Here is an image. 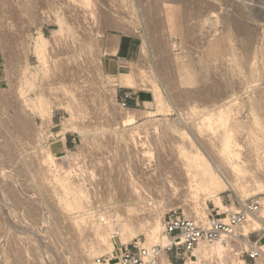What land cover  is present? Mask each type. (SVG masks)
<instances>
[{"label": "rangeland", "instance_id": "rangeland-1", "mask_svg": "<svg viewBox=\"0 0 264 264\" xmlns=\"http://www.w3.org/2000/svg\"><path fill=\"white\" fill-rule=\"evenodd\" d=\"M240 9L248 13L249 17L239 16L237 10ZM255 10L264 12V3L255 0H0V53L8 71L7 85L0 89V264H96L97 257L111 255V252L104 251L102 245L98 244L88 222L87 225H82L80 232L74 227V222L87 217V212L100 216L101 212L107 215V211L117 208L124 216H130L138 211L140 202L152 201L156 204L151 207L154 209L150 208L151 210L145 211L147 214L144 213L150 217L149 211H154V214H150L151 217L159 216L162 223L164 214L171 210L195 218L189 207L191 199L186 198V201L184 198L188 195V185L181 186V192L186 193L182 192L178 196L168 194L170 196L166 195V199L156 186L161 185L164 190H170L171 177L180 178L181 181L183 177H187L183 172L185 169L179 165V161L183 159L182 155L179 159L182 152L177 147V143L181 141L182 144L184 141L180 133L174 131L176 135L172 131L187 126L190 130L192 127L195 130L196 123L207 112L215 113L223 109L233 112L231 115L228 112L229 125L232 129H240V137L244 138L242 141L246 145L243 148L246 158L257 155L251 159L248 157L251 160L248 166L253 167L254 174L257 166L256 179L263 181L264 158L253 151L257 143H264H261L264 140V125L261 123V132L255 123L257 116L262 115L259 120H264V22L253 18ZM236 17L246 27L247 34L250 33L253 37V44L247 40L249 35L237 33L240 28L230 29L227 21L237 20ZM59 20H64V24H61L66 31L61 29ZM232 30L238 31L232 33ZM41 36L49 39L46 47L50 54L47 52L49 57L45 63L39 60L35 49ZM119 37L122 42L118 55H105L110 41L114 38L117 41ZM132 44L134 50L130 52ZM142 46L148 49L145 48V54L142 53ZM245 54L254 55L258 62L254 67L257 69L254 71L256 74L253 73L249 83L245 82L247 78L237 66ZM229 65H232L231 69ZM186 67L190 69L185 71ZM121 70H126L121 74L125 76H133L135 73L138 80L139 74L147 71L152 79L147 76V80H150L146 82V87L131 88L119 81ZM151 80H154L155 87ZM152 88H157L163 95V100L166 99L163 106L156 100V91ZM128 90L137 95L138 105L133 109L122 108L119 104L121 95ZM40 98L50 102L51 117L42 116L35 109L25 111L27 99L38 101ZM147 101L151 104L148 105ZM193 106L196 108L190 109ZM131 110L138 116L137 122L131 126L125 125L122 118L134 112ZM18 116L28 120H25L28 122V130L24 133L15 126ZM152 118L153 123L149 120ZM70 121L79 125L77 145L64 155H56L51 151L49 143L54 136L53 131H62ZM177 122L182 125L181 128ZM134 125L141 128L138 130L144 131V140L145 135L150 133V138H146L154 146L152 148L157 158L153 161L156 166L153 161V167L149 163V168L148 165H139L137 148L133 143L131 145V140L127 137L128 131L123 130ZM155 125L162 129L159 134L154 131ZM251 131H255L256 136L260 135L259 142L253 144L255 139H251ZM124 132L127 135L122 137ZM195 134L199 135L197 131ZM174 135L178 137V141L181 138L179 142ZM199 137L204 140L197 138L201 145L202 141L204 144L210 143L208 136ZM44 153L52 155L50 162L45 161ZM262 156L264 157V152ZM168 160L174 161L169 165ZM159 161H162L161 165ZM174 163L176 167L172 166ZM168 165L172 167L171 170L181 168L183 173L177 169L180 172L178 177L175 170H169ZM142 170L153 174L148 173L146 176ZM181 173L185 175L180 177ZM149 174L152 177L158 174L155 177L157 185L149 178ZM174 174H177L176 177ZM252 174L248 175L250 178L243 180L250 186L246 190V196L242 197L229 189L220 193L223 203L230 210L239 209L242 201L251 198H260L264 205V190L257 188ZM137 182L143 183L141 187L147 193L148 198L144 201L138 200L133 192L132 185L140 186ZM80 190L86 194H81L86 201L83 197L80 198L83 204L79 201V205L71 209L69 205L74 199L73 195L81 197L77 194ZM200 197L201 195L197 203H207L209 215L225 217L227 221L226 210H222L221 215L214 200ZM163 199L169 202L168 205L166 203L164 206ZM217 213L219 215L215 216ZM101 217L102 215L97 218ZM106 226L117 250L121 240L119 236L113 238V234L119 229V225L116 221H111ZM250 232L264 234V230L250 229L249 235L247 234L250 238ZM162 233L164 234L163 231ZM146 238L140 232L129 242L133 239L142 240L143 244L149 245ZM207 249L208 245L200 248L201 251ZM224 253L225 260H221L219 264L222 261L223 264H239L241 259L245 264H263V259L251 263L246 257L233 255L228 243ZM192 258L198 261L197 257ZM188 261L186 264H190ZM212 261L204 260L203 263L218 264V261ZM114 262L119 261L114 259L111 263Z\"/></svg>", "mask_w": 264, "mask_h": 264}, {"label": "bare ground", "instance_id": "bare-ground-1", "mask_svg": "<svg viewBox=\"0 0 264 264\" xmlns=\"http://www.w3.org/2000/svg\"><path fill=\"white\" fill-rule=\"evenodd\" d=\"M175 1V0H174ZM188 1V0H187ZM192 1V0H191ZM197 1V0H196ZM255 1H257V2H261V3H264V0H255ZM211 4V3H210ZM212 6H213V4H212ZM211 9V8H210ZM215 13V12H214ZM237 13H238V15L239 16H242V15H245L246 17H249V15H248V13L246 14L245 12H243V11H241V9L240 10H237ZM217 14V13H216ZM252 15H253V18L256 20V21H258V22H264V12L262 11V10H255L253 13H252ZM236 16V15H235ZM238 16V17H239ZM206 17V16H205ZM238 17H236L237 18V20L236 19H232V20H228L227 22L229 23V27H230V29H232V27H236V29L237 28H240V29H238L239 30V32H237V33H239V34H245V35H249V34H247V29H246V27L244 26V25H242L240 22H241V20H240V22L238 21L239 19H238ZM243 17V16H242ZM251 17V16H250ZM219 20H220V18H219ZM64 21V20H63ZM62 20L60 21L59 20V23L61 24H64V22H63ZM241 25H240V24ZM61 24V29L64 31L65 30V27L63 26ZM68 25V24H67ZM69 26V25H68ZM68 26H67V28H68ZM244 26V27H243ZM64 28V29H63ZM60 29V30H61ZM238 30H236V31H238ZM249 30V29H248ZM62 31V32H63ZM66 31V30H65ZM236 31H234V32H236ZM252 31V30H251ZM233 32V30H232V33H234ZM237 35V34H236ZM254 35V34H253ZM216 36V35H215ZM241 36V35H240ZM115 37V36H114ZM112 38V37H111ZM116 38H118V37H116ZM115 39V38H114ZM113 39V40H114ZM131 39V38H130ZM214 39V38H213ZM237 39H238V37H237ZM110 41V43H111V48H109V49H107V53H113V54H118L119 53V49H120V46H121V38L119 37V39H117V41L116 40H114V41H116V42H114V41ZM219 40V39H218ZM248 40V42L250 43V44H253V37L251 36V35H249V38L247 39ZM48 41H49V39L47 38V37H45V36H41V41H37L36 42V47H35V49H36V53H37V55H38V58H39V60L41 61V62H46L47 61V57H49L48 55L50 54L49 52H50V50L48 49V47H46V45H47V43H48ZM157 41V40H156ZM213 41H215V40H213ZM146 42V41H145ZM144 42V44H147V43H145ZM151 42V41H150ZM217 42V41H216ZM224 42V41H223ZM239 42V41H238ZM213 43V42H212ZM229 43V42H228ZM231 43H233V42H231ZM237 44H239V43H237ZM155 45V44H154ZM163 45V44H162ZM215 45V44H214ZM228 45V44H227ZM108 46V45H107ZM133 44L130 46V48H129V50H130V52H131V50L133 49ZM145 46H147V45H145ZM145 46H142L141 47V49H142V53H146V47ZM151 46H153V45H151ZM150 46V47H151ZM167 46V45H166ZM169 46V45H168ZM219 46V45H218ZM234 46V45H233ZM163 47V46H162ZM222 47H223V45H222ZM232 47V46H231ZM235 47V46H234ZM146 48V49H145ZM164 48H165V46H164ZM215 48V47H214ZM224 48V47H223ZM47 49H48V51H47ZM221 49V48H220ZM134 50V49H133ZM148 50V49H147ZM155 50V49H154ZM225 50V49H224ZM223 51V50H222ZM227 51V50H226ZM49 54H48V53ZM147 52H149V51H147ZM234 52H236V51H234ZM238 52V51H237ZM226 53V52H225ZM226 58V57H225ZM239 59V58H238ZM240 60V59H239ZM236 61V60H235ZM229 62V61H228ZM228 62H226V63H228ZM237 62V61H236ZM235 62V63H236ZM257 62V58H255V56L254 55H252V54H248V55H244L243 57H242V59H241V61H239L238 63L239 64H237V66H238V68H240V69H238V70H240L241 72H243L244 73V76L247 78V80L245 81V79L243 80V82L245 81L246 83L248 82V81H250V79L251 78H253V73H255L254 71H256L255 70V64H257L256 63ZM43 63V64H44ZM232 64V63H231ZM230 66V65H229ZM232 66V65H231ZM231 66L229 67L230 69H231ZM257 67H258V65H257ZM235 68V67H234ZM236 69V68H235ZM244 69H246V70H244ZM184 71V70H183ZM182 71V72H183ZM235 71V70H234ZM234 71H232V73L234 72ZM239 71V72H240ZM238 72V71H237ZM236 72V73H237ZM238 72V73H239ZM240 72V73H241ZM247 72V73H246ZM141 73V72H140ZM145 73H147V71H145ZM145 73H143V71H142V74H139L140 75V79L138 80L137 78H136V75H135V73H134V75L133 76H125V75H119V81L122 83V84H124V85H127V86H129V87H133V88H135V87H146L147 86V84H146V82L148 81L149 82V80L150 79H152V78H150V74H145ZM185 73V72H184ZM239 73V74H240ZM257 73H259L258 71H257ZM246 74H248V75H246ZM250 74V75H249ZM256 74V73H255ZM253 75V76H252ZM147 76H149V80H147ZM243 76V77H244ZM153 77V76H152ZM241 77H242V74H241ZM242 77V78H243ZM256 77V76H255ZM152 81V80H151ZM154 81V80H153ZM152 81V82H153ZM251 81H253V80H251ZM240 82V81H239ZM255 82V81H254ZM154 83L155 82H153V83H151V84H153L152 86L153 87H155L154 86ZM249 83V82H248ZM243 84V83H242ZM246 85V84H245ZM151 86V85H150ZM157 86V85H156ZM153 89V91H156V94L155 93H153V96H154V94L156 95V100L159 102V104H163L164 103V101H166V99L165 100H163V95L161 94V92H159V90L158 89H160L159 87H158V89L157 88H152ZM155 89V90H154ZM246 93V92H245ZM260 93V92H259ZM143 95H144V93H143ZM145 97V96H144ZM240 97V96H239ZM239 97H237V98H239ZM236 98H234V100H235ZM233 100V101H234ZM237 100V99H236ZM235 100V101H236ZM238 100H240V99H238ZM28 101V103L26 104V107L24 108L25 109V111L26 112H28V110H37V112H39L42 116L44 115V116H47V117H51L52 116V113H51V108L49 107V105H50V102H47V101H45L43 98H40V99H38V101H32V100H26V102ZM153 101V100H152ZM231 101V100H230ZM245 101V100H244ZM228 102V101H227ZM258 102H260V101H258ZM157 103V102H156ZM166 103V102H165ZM194 103V102H193ZM231 103V102H230ZM229 103V104H230ZM119 104L121 105V107L122 108H129V107H123L122 106V104L119 102ZM147 104L148 105H150L151 104V102H148L147 101ZM198 104V103H197ZM202 104V103H201ZM225 104H227V103H225ZM228 105V104H227ZM163 106V105H162ZM165 106V105H164ZM191 106V105H190ZM189 106V107H190ZM203 106V105H202ZM222 107V106H221ZM163 107H161V109H162ZM194 108H196L195 106H193L192 108H190V109H192V110H194ZM199 108V107H198ZM202 108V107H201ZM204 109L206 108L205 106L203 107ZM223 108V107H222ZM229 108H230V106H229ZM228 108V109H229ZM177 109H179L178 107H177ZM192 110H190V111H192ZM202 110V109H201ZM200 110V111H201ZM213 110V109H212ZM211 110V111H212ZM217 110V109H216ZM215 110V111H216ZM230 110V109H229ZM227 111V110H220V111H218V112H213V113H211V112H207V114L203 117L202 115H204V113L201 115L202 117H201V119H199V121L196 123L197 125H196V127H194V129L195 130H193V127H192V129L190 130V128H188V126L187 127H184V128H181L182 127V125H179V120H178V126L181 128V129H179V127L177 128V129H179V130H176L174 127H172V125H171V127L172 128H174L175 130H171L173 133H175V132H177V133H180L179 135L180 136H182V140L184 141V143H182V144H180V139H179V141L177 140L178 139V137H175L176 135H177V133H175L176 135H174V137L176 138H174L173 137V139H175L176 141H178L179 143H177V144H179V146H177L178 147V149H180V150H178V151H181L182 152V154H180V158L179 159H181V155H182V159L183 160H181L182 161V163H181V161H179L180 163H179V165H180V167H182V169L184 168L185 169V171H183V172H185V174H186V178L185 177H183V180L181 181V179L180 178H174V177H171L172 175H171V173H170V171H169V173H170V180H169V183H170V190L168 189H166V190H164V186H161L160 185V187H157L156 186V188H157V190L159 191V193H161V195H162V197H164V199H166V195H168V194H170V195H176V196H178V195H180L182 192L183 193H186V192H188L187 194L188 195H186L187 197H184L185 199L186 198H190L191 199V201H189V202H191L190 204H189V207H190V210H191V213H194L195 214V218L197 219V220H201V221H204V222H208L209 221V217H210V215H212V214H208V206H207V203H205L204 201L200 204V203H197V202H199V201H197V200H199V196L201 195V197H202V194L204 195L203 197H204V199L205 198H211L212 200H214V202H215V205H216V209L217 210H219V212H220V214L222 213V210H226V212L227 211H230V207L229 206H227L226 204H224L223 203V201H222V197H221V195H220V193L222 192V191H226V190H228L229 189V191H236L238 194H240V196H246L245 194H246V190L250 187H248L246 184H245V182L243 181L244 179L246 180V178H250V177H248V175H250V174H252L251 175V177L252 176H254L255 178V182H256V186H257V188L258 189H260V190H264V180L263 181H260V180H257L256 179V177H258L257 176V174H256V172H257V166H256V168H255V170H256V172H255V174H254V170H253V167H250V166H248L250 163V161H249V159H248V157H250V156H248L247 158H246V156H245V151H244V149L243 148H245V143L242 141L244 138H242L241 139V137H240V129H232L231 127H230V125H229V119H228V117H229V115H231V113L233 114V112H230V111ZM231 110H232V107H231ZM24 111V112H25ZM132 111H134V110H131V112ZM203 111V110H202ZM207 111V110H206ZM208 111H210V110H208ZM129 112V111H128ZM127 112V113H128ZM153 112V111H152ZM179 112V111H178ZM177 112V114H180V113H178ZM195 112H197V111H195ZM228 112H229V115H228ZM73 113H75V112H73ZM135 113V111L133 112V113H129V114H126V115H124L123 116V118H122V122L125 124V125H132V124H135V122H137L136 121V119H138V116L137 115H135L134 114ZM150 112H148V111H146V114L148 115ZM189 113V112H188ZM187 113V114H188ZM193 113H194V111H193ZM198 113V112H197ZM200 113H202V112H200ZM260 113V112H259ZM258 113V114H259ZM262 113V112H261ZM260 113V114H261ZM144 114H145V112H144ZM145 114V115H146ZM186 114V115H187ZM191 114V113H190ZM195 114V113H194ZM259 114V115H260ZM73 115V114H72ZM75 115V114H74ZM150 116H151V114H149ZM183 115V114H182ZM185 115V116H186ZM264 115V114H263ZM191 116V115H190ZM190 116H188V117H190ZM257 116V115H256ZM262 116V115H261ZM261 116H257L256 117V121H255V123H256V125H257V127H259L260 128V126H261V123H262V126L264 125L263 123V121L264 120H262V122L259 120V117L261 118ZM180 117V116H179ZM187 117V118H188ZM74 118V117H73ZM158 118V117H157ZM178 118V117H177ZM176 118V119H177ZM184 118V117H183ZM186 118V117H185ZM200 118V117H199ZM230 118V117H229ZM23 119H24V117H23ZM22 119V116H18L16 119H15V126L20 130V131H23V133L25 132V130H28V122H26L25 120H27V119H25V120H23ZM167 119H169V118H167ZM166 119V120H167ZM181 119V118H180ZM255 119V118H254ZM146 120V119H145ZM151 122L154 120L153 118L152 119H149ZM155 120H156V118H155ZM158 120V119H157ZM181 120H183V119H181ZM28 121V120H27ZM148 121V120H147ZM147 121H145V123L147 122ZM174 122H176V121H174ZM182 122V121H181ZM180 122V123H181ZM144 123V124H145ZM150 123V122H149ZM148 123V124H149ZM153 123V122H152ZM155 123V122H154ZM158 123H159V121H158ZM176 123V124H177ZM189 122L187 121V124H188ZM190 123H191V121H190ZM254 123V124H255ZM160 124V123H159ZM181 124H183V123H181ZM185 124V123H184ZM186 124V125H187ZM142 125H143V123H142ZM174 126H176L175 125V123L173 124ZM185 125V126H186ZM79 125L78 124H76L75 122H68L64 127H63V129H62V133L63 134H65L66 132H68V131H74V132H79V127H78ZM144 126V125H143ZM156 126V125H155ZM158 126V125H157ZM157 126H156V128L154 129V131H156V133L157 134H159V132H161L162 131V129L161 128H157ZM161 126V125H160ZM30 127V126H29ZM127 127V126H126ZM146 127V126H145ZM144 127V128H145ZM171 127H169V128H171ZM138 128L139 129H141L140 127H137V126H135L134 125V127H130L129 129H127V128H125V129H123V130H127L126 132L128 133V136L127 137H129L128 139H130L131 140V145H132V143H133V146L135 147V148H137V151H136V149L134 150V153H135V151H136V155L138 156V162L140 163L139 165H141L142 164V166L144 165V166H146L147 167V163H149V165L151 164V162L153 161V159H155L154 161H156V158H157V156L155 157V155H154V148H152V147H154L153 145L151 146V144L149 143L150 142V140L148 141V138H150V133L149 132H146V133H149V135H145V140L143 139V136H142V133L144 132V131H141V130H138ZM143 128V127H142ZM168 128V129H169ZM30 129V128H29ZM161 129V130H160ZM253 129V128H252ZM258 129V128H257ZM262 129H264V127L262 128ZM116 130V129H115ZM120 130H122V129H120ZM122 130V131H123ZM143 130V129H142ZM164 130H166V129H164ZM163 130V131H164ZM119 131V130H118ZM117 131V132H118ZM146 131V130H145ZM175 131V132H174ZM180 131H182V132H180ZM192 131H194V133L192 132ZM195 131H197L198 132V134L199 135H196L195 134ZM256 131V130H255ZM254 131V132H255ZM260 131H261V128H260ZM260 131H256V132H260ZM114 132H116V131H114ZM165 132V131H164ZM171 132V133H172ZM254 132H250V137L252 136V138L251 139H255V140H253L254 142H253V144L256 142L257 143V141L258 140H260L261 138H259V136L260 135H257L256 136V134L254 133ZM262 132V131H261ZM263 132H264V130H263ZM145 133V134H146ZM62 134V135H63ZM119 134H121L122 135V133H119ZM164 134V133H163ZM61 135V136H62ZM125 135H127V134H125V132L123 133V135H122V137L123 136H125ZM161 135V134H160ZM165 135V134H164ZM172 135V134H171ZM255 135V136H254ZM148 136V138H146ZM157 136V135H156ZM179 136V137H180ZM199 136H208L209 138H210V143L209 144H204L203 143V137L202 138H200ZM263 136V135H262ZM158 137V136H157ZM207 137V138H208ZM161 138V137H160ZM197 138H199L200 139V141L201 140H203L201 143H202V145L199 143V139H197ZM246 139H248V138H246ZM263 139V138H262ZM129 140V141H130ZM186 140V141H185ZM206 140V139H205ZM62 141V140H61ZM252 141V140H251ZM262 142L261 143H263V141L264 140H261ZM188 142V143H187ZM259 142V141H258ZM129 144V143H128ZM154 144V143H153ZM176 144V145H177ZM251 145H252V143H251ZM264 143L262 144V145H260V144H258L257 143V147H255L254 145H252V146H254L255 147V149L253 150V151H255V154H260L259 155V157L261 156L262 158H264L262 155H263V152H262V150L264 149ZM253 147V148H254ZM128 149H129V147H128ZM132 149H133V147H132ZM130 150V149H129ZM159 150V149H158ZM173 150V149H172ZM171 150V151H172ZM132 151V150H131ZM156 151V150H155ZM175 151V150H174ZM167 152V151H166ZM215 153V154H213V153ZM170 153V151L168 152V154ZM176 153V152H175ZM174 153V154H175ZM173 154V153H172ZM253 154H254V152H253ZM262 154V155H261ZM129 155H131V154H129ZM134 155V154H133ZM171 155V154H170ZM177 155V154H176ZM179 155V154H178ZM215 155V156H214ZM250 155V154H249ZM252 155V154H251ZM44 158H45V161L46 162H50L51 161V158H52V155L50 154V153H44ZM135 156V155H134ZM161 156V155H160ZM159 156V157H160ZM168 156V155H167ZM254 156V155H253ZM253 156H251L250 157V159L253 157ZM257 156V155H256ZM256 156H254V157H256ZM166 157V156H165ZM171 157V156H170ZM178 157V156H177ZM135 158H136V156H135ZM161 158V157H160ZM164 158V157H163ZM173 158H174V156H173ZM261 158V159H262ZM159 159V158H158ZM169 159H171V158H169ZM260 159V160H261ZM161 160V159H160ZM165 160V159H164ZM176 160V159H175ZM256 160H257V158H256ZM256 160H254V161H256ZM263 160V159H262ZM136 161V160H135ZM153 161V162H154ZM171 161H174V160H168L167 161V163H169L170 162V164L169 165H171ZM254 161H253V163H254ZM160 162H162V161H159V165H161V163ZM257 162V161H256ZM259 162V161H258ZM262 162V161H261ZM264 162V161H263ZM167 163H166V165H167ZM176 163V162H175ZM175 163L172 165V166H174L175 165ZM260 163V162H259ZM259 163H258V165H259ZM126 164H128L127 162H126ZM131 164V163H130ZM135 164V163H134ZM153 164V163H152ZM151 164V165H152ZM158 164V163H157ZM178 164V162L176 163V165ZM257 164V163H256ZM135 165H137V164H135ZM149 165H148V168H149ZM154 165H155V162H154ZM168 165V167H170ZM252 165V164H251ZM261 165V164H260ZM132 166V165H131ZM156 166V165H155ZM154 166V167H155ZM162 166H163V164H162ZM161 166V167H162ZM254 166V165H253ZM127 167H129V166H127ZM152 167H153V165H152ZM151 167V168H152ZM158 167V166H157ZM160 167V168H161ZM164 167H165V164H164ZM167 167V166H166ZM165 167V168H166ZM174 167H176V166H174ZM179 167V166H178ZM255 167V166H254ZM134 168V167H133ZM143 168V167H142ZM151 168H150V170H151ZM163 168V167H162ZM171 168L172 167H170V169L169 170H171ZM127 169V168H126ZM131 169V168H130ZM140 169V168H139ZM154 169V168H153ZM156 169V168H155ZM154 169V170H155ZM177 169L178 168H176V173L178 174H180V172H182V170H181V168L180 169H178V171H180V172H177ZM262 169H264V168H262ZM124 170V169H123ZM146 170V169H145ZM173 170V169H172ZM171 170V171H172ZM173 170V171H174ZM260 170V169H259ZM258 170V171H259ZM138 171V170H137ZM141 171V170H140ZM143 171V174L144 175H146V174H148V173H151V171L150 172H148V173H146L144 170H142ZM148 171V170H147ZM153 171V170H152ZM159 172L160 171H162V170H158ZM174 171V172H175ZM157 172V171H156ZM164 172V171H163ZM166 172V171H165ZM164 172V173H165ZM182 172V173H183ZM130 173V172H129ZM128 173V174H129ZM138 173V172H137ZM173 173V172H172ZM182 173H181V176L180 177H182L183 175H185V174H183L182 175ZM134 174V173H133ZM151 174H153V172L151 173ZM151 174H149L148 176H149V178H151L152 179V181H155V182H153V183H155L156 185H157V178H155V177H152V175ZM156 174V173H155ZM154 174V175H155ZM162 174V172L160 173V175ZM176 174V175H177ZM179 174H178V177H179ZM167 175V174H166ZM175 175V174H174ZM173 175V176H174ZM176 175H175V177H176ZM143 176V175H142ZM141 176V177H142ZM147 176V175H146ZM125 177V176H124ZM129 177V176H128ZM139 177V176H138ZM159 177V176H158ZM167 177H169V176H167ZM127 178V177H126ZM133 178V177H132ZM136 178V177H135ZM143 178V177H142ZM185 178V179H184ZM146 179V178H145ZM159 179V178H158ZM162 179V178H161ZM167 179V178H166ZM129 180V179H128ZM164 180V179H163ZM180 180V181H179ZM249 180V179H248ZM137 181H138V179H137ZM147 181V180H146ZM159 181V180H158ZM166 181V180H165ZM129 182V181H128ZM127 182V183H128ZM135 182V181H134ZM140 182V181H139ZM142 182V181H141ZM144 182V181H143ZM161 182V181H160ZM163 182V181H162ZM161 182V183H162ZM109 183H111V182H109ZM130 183V182H129ZM133 183V182H132ZM138 183V182H137ZM146 183V182H145ZM248 183V182H247ZM122 184V183H121ZM139 184V183H138ZM137 184V185H138ZM141 184H143V183H141ZM141 184H139L140 186H136V185H132L133 187V192L136 194V197L138 198V200L140 199V200H143L144 201V199L146 200V198H148V196H147V193H146V191L145 190H143V188L141 187ZM147 184V183H146ZM146 184H144V186L146 185ZM155 184H153V185H155ZM164 184V183H163ZM168 184V183H167ZM147 185H149V184H147ZM146 185V186H147ZM150 185H152L151 183H150ZM152 185V186H153ZM159 185V184H158ZM165 185V184H164ZM183 185H188V190L186 191V192H184V191H182L181 192V186L183 187ZM254 185V184H253ZM152 186H150V187H152ZM149 187V186H148ZM155 187V186H154ZM107 188V187H106ZM124 188V187H123ZM131 188V187H130ZM168 188V187H167ZM80 189H81V187H80ZM84 188H82V190H83ZM102 189V188H101ZM152 189V188H151ZM151 189H149L150 190V192H151ZM95 190V189H94ZM186 190V189H185ZM78 191V190H77ZM76 191V192H77ZM85 191V190H84ZM127 191V190H126ZM131 191V190H130ZM145 191V192H144ZM154 191V190H153ZM152 191V192H153ZM235 192V193H236ZM124 193H125V191H124ZM131 193V192H130ZM154 193H156V192H154ZM78 195H81V194H83L84 195V193H83V191H81L80 190V192L79 193H77ZM102 194V193H101ZM105 194V193H104ZM150 194V193H149ZM75 195L76 194H74L73 195V197H74V199H73V201L70 203V201H69V203H70V208L72 209L73 207L75 208V207H77L78 205H79V201H81V199L80 198H82L83 197V199L85 198L84 196H86V194L84 195V196H82L81 195V197H75ZM99 195V194H98ZM157 195H159V194H157ZM170 195H168V196H170ZM104 196V195H103ZM124 197H125V195H123ZM175 196V197H176ZM88 197H89V195H88ZM102 197V196H101ZM115 197V196H114ZM200 197V198H201ZM202 197V198H203ZM239 197V196H238ZM90 198H92L91 196H90ZM126 198V197H125ZM124 198V199H125ZM128 198H129V196H128ZM135 198V197H134ZM170 198V197H169ZM82 199V200H83ZM115 199V198H114ZM118 199V198H117ZM163 199V200H164ZM85 200V199H84ZM88 200V199H87ZM101 200V199H100ZM107 200V199H106ZM123 200V199H122ZM129 200V199H128ZM175 200V199H174ZM86 201V200H85ZM84 201V202H85ZM118 201V200H117ZM120 201V200H119ZM142 201V202H143ZM167 201H169V199L167 200ZM186 201H187V199H186ZM200 201H201V199H200ZM82 202V201H81ZM107 202V201H106ZM145 202V203H144ZM143 203H141L140 202V207L138 206V211H136L135 213H133V214H131L130 216H128L127 214H125V216L121 213V212H119V210H117V208H115V209H112L113 211H107L106 213H107V215H105V212L103 213V212H101L102 214V216H105V217H107V219L109 220L108 222H106V223H110L111 221H116V223H117V225H119V229L115 232V233H117L118 235L117 236H119L120 237V240H121V242H119L120 244H126V243H128L129 242V240H131L132 238H134L138 233H140V232H142V233H144L145 234V236L147 237L146 239H147V243L149 244V245H152V244H157V243H159V242H162V243H168L169 241H170V238L169 237H166V235H164L163 233H162V231H163V223H162V221L160 220V219H158V217L156 218L155 217V215H154V217L152 218L151 217V215L150 214H152L151 213V211H149V213H148V215L150 216V217H147V211L151 208V207H154V205L153 204H155L154 202H148L147 201V203H146V201H144ZM159 203L161 202L162 203V201H158ZM188 202V203H189ZM88 203H90V202H88ZM119 203V202H118ZM128 203V202H127ZM132 203V202H131ZM136 203V202H135ZM166 203H167V205H168V203L169 202H166L165 200H164V202H163V204H164V206H166ZM175 203V202H174ZM82 204H83V202H82ZM136 204H138V203H136ZM98 205V204H97ZM139 205V204H138ZM156 205V204H155ZM160 205H162V204H160ZM188 205V204H187ZM84 206H86V205H84ZM264 206V205H263ZM79 207H81V205L79 206ZM188 207V206H187ZM168 208V207H167ZM263 208V207H262ZM261 208V209H262ZM78 210H79V208H77ZM85 209V208H84ZM111 209V208H110ZM123 209V208H122ZM152 210L154 209V208H151ZM150 209V210H151ZM259 210L256 214H252V215H250V217L248 218V221L243 225V227L241 226L240 228H238L237 229V233H238V235H240V239H242L243 241H246L247 242V234H248V230H250V229H255V230H264V209H262V210ZM104 210V209H103ZM106 210V209H105ZM69 211V210H68ZM77 211V210H76ZM146 211V212H145ZM83 212V211H82ZM85 212V211H84ZM146 214H145V213ZM81 213V212H80ZM88 213V214H87ZM86 213V215H87V217L85 216V218L84 217H82L83 219L82 220H80V221H76V222H74V227L77 229V230H79V232H80V229H81V227H82V225L83 224H88L89 223V225H90V228H91V230H93L94 231V234L96 235V237H97V242H98V244L101 246L102 245V247H103V250L104 251H106V252H113L114 251V249H115V243H114V241L110 238V236H109V233L106 231V223H103V222H100L101 221V218H97V217H100V216H97V214L95 215V214H93L92 212H87ZM146 215V216H144V214ZM154 214V213H153ZM219 215V213H217V215H215V216H218ZM222 215V214H221ZM81 216H83V215H81ZM157 216V215H156ZM95 218H97V219H95ZM151 218V219H150ZM81 219V218H80ZM220 219H222V220H224L225 221V217L224 218H220ZM78 220V219H77ZM88 222V223H87ZM84 228V227H83ZM82 228V229H83ZM87 228V227H86ZM89 228V227H88ZM85 229V228H84ZM82 231V230H81ZM254 231V230H253ZM87 232V231H86ZM81 233H83V232H81ZM251 233V232H250ZM252 234V233H251ZM249 235V234H248ZM261 235V234H260ZM82 236V235H81ZM263 236H264V234H263ZM114 238V237H113ZM145 239V240H146ZM263 240H264V238H263ZM83 241V240H82ZM123 242V243H122ZM8 244V243H7ZM206 245H208V249L207 250H203V251H201L200 250V248H203V246H206ZM228 245H230V242L228 241ZM9 246V245H8ZM99 246V247H100ZM230 247V246H229ZM225 248H226V244L223 242V241H221V240H219V241H216V242H214V243H211V244H207V243H200V244H198V245H196V247H195V250L194 251H192V252H190L188 255H187V259H186V262L185 263H182V264H186L187 263V261L189 260L190 261V264H207V262L206 263H203V261L204 260H206V261H208L209 262V260H213L212 262H214L215 260H216V262L219 264V263H221V260H223L224 259V257H225ZM262 249H263V251H264V244L262 245ZM33 253V252H32ZM34 254V253H33ZM36 254V253H35ZM165 254H167L166 252H162L161 253V255H160V258H161V262H162V257L165 255ZM233 254V253H232ZM234 255V254H233ZM192 257H197L198 258V261H194L193 260V258ZM229 257V256H228ZM231 257V256H230ZM264 257V256H263ZM238 258V257H237ZM225 260V259H224ZM227 260H228V258H227ZM188 261V262H189ZM223 262L224 261H222V264H223ZM227 262V261H226ZM239 262V264H245V262H244V260L243 259H241L240 261H238ZM263 264H264V258H263ZM211 263V262H210ZM111 264H120V262H114V263H111ZM214 264V263H213Z\"/></svg>", "mask_w": 264, "mask_h": 264}, {"label": "built area", "instance_id": "built-area-1", "mask_svg": "<svg viewBox=\"0 0 264 264\" xmlns=\"http://www.w3.org/2000/svg\"><path fill=\"white\" fill-rule=\"evenodd\" d=\"M133 98L131 91H126L120 99L123 107H129V99ZM57 135L49 141L51 144ZM260 198H251L242 201L240 208L227 211V221L210 215L209 221L204 222L196 218L186 217L177 211H168L163 216V232L170 238L168 243H157L145 245L141 241L134 239L127 244H119V248L114 249L111 255H103L96 258V264H110L114 259L120 264H164L161 262L162 252L172 254L178 264L186 262L187 255L195 250L200 243L211 244L216 241L230 242L231 252L235 256L246 257L251 263H256L264 257L262 249L263 238L261 234L252 233V238L247 235V242L240 239L236 232L243 226L250 215L256 214L262 208ZM109 220L101 217V222ZM117 233L113 234L117 238ZM238 249V250H235ZM245 259V261H246Z\"/></svg>", "mask_w": 264, "mask_h": 264}, {"label": "crops", "instance_id": "crops-1", "mask_svg": "<svg viewBox=\"0 0 264 264\" xmlns=\"http://www.w3.org/2000/svg\"><path fill=\"white\" fill-rule=\"evenodd\" d=\"M109 48H111V43L108 44L107 49H109ZM106 54H110L112 56L118 55V54H113V53L111 54V53H107V52L105 53V55ZM189 69L190 68L186 67L185 71H187ZM125 71L126 70H121L119 75H121ZM7 78H8V71L6 68L4 57L0 53V89L4 88L7 85ZM128 91H131L133 94V98L129 99V108L131 107V109H133V107L138 105L137 95H136V92H134L132 90H128ZM122 96L123 95H121V97ZM62 134L63 133L61 132L60 129L53 131V135L54 136L57 135L58 137H56L55 140L50 144V149L56 155H64V154L68 153L69 151H72L76 147L77 142H78V138H79L78 134L79 133L74 132V131H68L63 135ZM56 146H58V149H55ZM162 263H164V264H178V261H176L174 259L172 254H165L162 257Z\"/></svg>", "mask_w": 264, "mask_h": 264}]
</instances>
